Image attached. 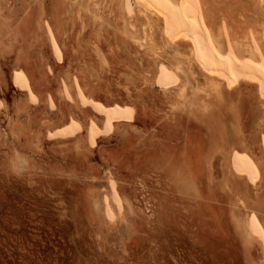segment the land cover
<instances>
[{
    "label": "rangeland",
    "instance_id": "1",
    "mask_svg": "<svg viewBox=\"0 0 264 264\" xmlns=\"http://www.w3.org/2000/svg\"><path fill=\"white\" fill-rule=\"evenodd\" d=\"M0 264H264V0H0Z\"/></svg>",
    "mask_w": 264,
    "mask_h": 264
}]
</instances>
